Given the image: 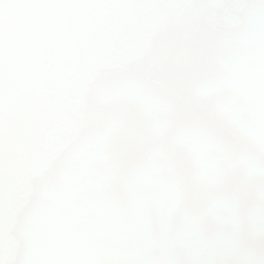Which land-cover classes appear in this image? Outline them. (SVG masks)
Masks as SVG:
<instances>
[{"label": "snow or ice", "instance_id": "obj_1", "mask_svg": "<svg viewBox=\"0 0 264 264\" xmlns=\"http://www.w3.org/2000/svg\"><path fill=\"white\" fill-rule=\"evenodd\" d=\"M0 264H264V0H0Z\"/></svg>", "mask_w": 264, "mask_h": 264}]
</instances>
